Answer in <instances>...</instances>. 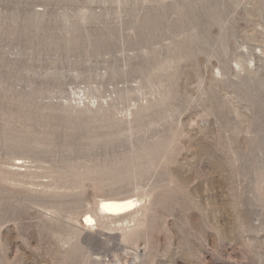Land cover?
<instances>
[{
    "label": "rangeland",
    "instance_id": "1",
    "mask_svg": "<svg viewBox=\"0 0 264 264\" xmlns=\"http://www.w3.org/2000/svg\"><path fill=\"white\" fill-rule=\"evenodd\" d=\"M0 264H264V0H0Z\"/></svg>",
    "mask_w": 264,
    "mask_h": 264
},
{
    "label": "bare ground",
    "instance_id": "2",
    "mask_svg": "<svg viewBox=\"0 0 264 264\" xmlns=\"http://www.w3.org/2000/svg\"><path fill=\"white\" fill-rule=\"evenodd\" d=\"M139 200L136 198H128V199H102L100 202V209L107 215H125L136 208H138ZM87 218L89 220L95 221L91 215H88Z\"/></svg>",
    "mask_w": 264,
    "mask_h": 264
}]
</instances>
